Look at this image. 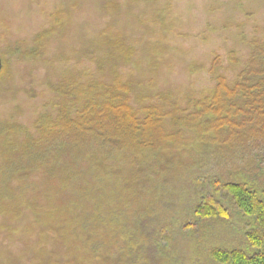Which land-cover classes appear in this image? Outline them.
I'll return each mask as SVG.
<instances>
[{
  "label": "rangeland",
  "instance_id": "374dc122",
  "mask_svg": "<svg viewBox=\"0 0 264 264\" xmlns=\"http://www.w3.org/2000/svg\"><path fill=\"white\" fill-rule=\"evenodd\" d=\"M260 44L264 0H0V160L38 138L63 84L103 90L116 79L128 84L137 110L162 98L185 107L211 93L216 57V73L232 83ZM168 151L160 164L118 155L84 162L86 180L74 184L88 182L83 197L71 187L43 188L36 168L21 182L38 186L35 201L34 192L19 195L20 182L6 180L1 164L0 195L12 192L0 196V264H217L214 250L250 251L245 237L257 224L228 195H220L224 217L193 211L214 180L264 184V154L240 166L228 155L195 158L187 146ZM103 179L98 190L92 182Z\"/></svg>",
  "mask_w": 264,
  "mask_h": 264
},
{
  "label": "trees",
  "instance_id": "16d2710c",
  "mask_svg": "<svg viewBox=\"0 0 264 264\" xmlns=\"http://www.w3.org/2000/svg\"><path fill=\"white\" fill-rule=\"evenodd\" d=\"M114 44L120 49L123 40L117 39ZM254 46L245 67L232 83L216 73L219 66L216 57L210 69L215 76L211 93L188 99L185 107L162 98L160 105H144L137 110L130 103L128 84L116 79L109 88L102 85L103 90H97L92 82L72 91L66 87L67 83L55 88L60 104L51 116L38 123V138L26 136L25 141L15 145L18 155L3 157L4 164L0 160L4 178L20 182L14 187L19 195L34 192L30 197L35 201L38 186L30 188L21 182L36 168L41 171L43 188L71 187L83 197L89 190L88 182L82 187L74 184L77 179L86 180V169L80 170L84 165L79 167L86 161L92 164L96 159L105 161L118 155L145 164L151 165L153 161L160 164L159 157L167 153L164 151L186 146L195 158L228 155L238 159L241 166L252 155L255 161L264 154V44ZM182 131L193 135L191 141L180 138ZM208 149H212V154H207ZM219 180L212 182V192L200 198L193 213L201 219L226 216L220 196L224 193L238 212L254 219L257 228L245 237L250 251L214 250L212 259L217 264H264V184L253 188L242 176L237 181ZM106 182L103 179L92 183L100 190ZM4 189L2 199L12 192L10 187ZM12 199L17 202L15 196ZM82 227L77 228L84 231Z\"/></svg>",
  "mask_w": 264,
  "mask_h": 264
},
{
  "label": "water",
  "instance_id": "95a60500",
  "mask_svg": "<svg viewBox=\"0 0 264 264\" xmlns=\"http://www.w3.org/2000/svg\"><path fill=\"white\" fill-rule=\"evenodd\" d=\"M1 68H2V62H1V59H0V71H1Z\"/></svg>",
  "mask_w": 264,
  "mask_h": 264
}]
</instances>
